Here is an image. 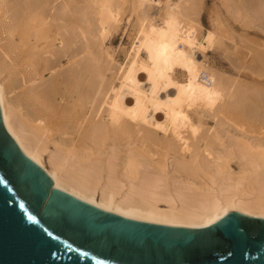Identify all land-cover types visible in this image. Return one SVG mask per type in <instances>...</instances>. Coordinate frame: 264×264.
<instances>
[{
    "label": "bare ground",
    "instance_id": "bare-ground-1",
    "mask_svg": "<svg viewBox=\"0 0 264 264\" xmlns=\"http://www.w3.org/2000/svg\"><path fill=\"white\" fill-rule=\"evenodd\" d=\"M200 1L134 0L139 35L122 65L103 47L117 3L0 0L2 120L54 187L169 225L264 217V88L210 66L206 47L224 45L228 26L216 16L200 34ZM219 3L264 34V0ZM227 44L231 65L254 63L247 45ZM253 56L264 75V44Z\"/></svg>",
    "mask_w": 264,
    "mask_h": 264
},
{
    "label": "water",
    "instance_id": "water-1",
    "mask_svg": "<svg viewBox=\"0 0 264 264\" xmlns=\"http://www.w3.org/2000/svg\"><path fill=\"white\" fill-rule=\"evenodd\" d=\"M0 264H264V217L187 227L101 209L54 187L0 111Z\"/></svg>",
    "mask_w": 264,
    "mask_h": 264
},
{
    "label": "rangeland",
    "instance_id": "rangeland-1",
    "mask_svg": "<svg viewBox=\"0 0 264 264\" xmlns=\"http://www.w3.org/2000/svg\"><path fill=\"white\" fill-rule=\"evenodd\" d=\"M118 1L119 0H104V1L99 0L100 4H98L97 6H98V8H101L103 10H104V7L108 8L110 10V6L107 7V5L111 4V7H112V2L117 3V4H115V7L111 8L112 9L111 11L114 12L113 14L116 13L115 16H116L117 22L114 25L115 27H113L111 29L110 34L105 38L104 43H103V47L110 54H112L114 58H116L115 57L116 54L120 55V57L122 59L125 58V61L123 60L121 64L127 65L129 62L128 61L129 58H128V53H126V52H131L133 42H135V40H137V35H139L137 33V31L139 30V27H140V24H139L140 19L139 20L137 19V17L139 15H137L138 11L136 12V10H137L136 5L134 3L132 4V2H134V0H121L119 2ZM101 2H104V3L102 4ZM105 3H106V5H104ZM101 4L103 5L102 7H101ZM116 5H119V6L122 5V8L119 6H116ZM115 8H118L117 11ZM109 10H107V11H109ZM136 15H137V17H136ZM193 16L195 18H197L196 15H193ZM216 16H219L225 22V24L228 26V31H226L224 33H229V36H227L223 33L224 37L222 36L223 37V40H221L222 43L224 45H226L227 43H228L227 45H229V43H232L233 46L239 44L238 45L239 47L245 44V45H247L245 47H248V46L251 47V49H252L251 51L249 50V48H245L243 46L240 48L246 50V51H244L241 49L243 51V54L245 52H247L246 53L247 55L244 54V58L246 56H248V58L246 57L245 60L248 61V59L250 58L249 55H251V58L255 64L253 63L254 64L253 65L252 62H249V61L246 62L245 61V63L243 65H245V64L247 66L249 65L250 68L245 67V66H239L238 67L235 65L236 64L235 59H234V62H233V59L229 60V61L227 60L228 56H230L229 59H231V57L234 58L232 56L233 53H228L229 55L225 53L226 51H229V49L227 47H224V45H222L221 47L216 48L217 46L215 47V46H213L214 44H212L211 46H208L209 48L206 47L207 59L210 63V66L213 67L214 69L220 71V72H223L227 75L238 78L245 85H248V86L253 85V86H256L260 89L264 88L263 87L264 86V75H260V74H262L261 72H263V71H261L262 65H261V62L258 61L260 59L258 57H256V58H258V60H256V58L253 56V54L255 56L257 55L259 48H262V46L264 44L263 43L264 42V34L262 32H259L260 30H258L257 28L255 30L254 29L255 27L253 28V26L252 27H242L240 25L239 19L236 20V19L232 18V16L226 11L225 7L220 5L219 0H201L200 1V14L198 15V18H199V20L203 26V28L201 30L198 29L199 31H201L200 34H205L206 30H209L211 28V22L210 21ZM194 26H196V25H194ZM229 29H230V31H229ZM198 30H197V32H198ZM232 31L235 32L234 33L235 35H233V36L238 37V35H239V37L244 38V40L243 39L240 40L242 45H240V43L237 42L238 39H236V38L234 40L232 39L233 40L232 42L230 41L231 39L229 40V38H232L230 36V34H231L230 32H232ZM253 35H254V37H252ZM221 41H220V43H221ZM245 41L248 42L249 44H246ZM235 42H237V43H235ZM205 44H207V43H205ZM179 47H181V43H179ZM255 47H257V48L259 47V48L257 49ZM226 48L228 50H226ZM253 48H254V50L257 49V52L255 51V52L251 53L253 51ZM115 52H116V54H115ZM121 54H122V56H121ZM253 57L256 60V62L253 59ZM230 61L232 63H235V64L231 65ZM240 62L243 63L242 58H241ZM238 64H239V62H238ZM233 65H235V67H233ZM251 67L254 69V71H256V72H254L255 74L253 73V70H251L252 69ZM257 68L258 69L261 68L260 69L261 72L257 71ZM258 77H262V78H258ZM256 83H260V84H256ZM161 206H163V203H161Z\"/></svg>",
    "mask_w": 264,
    "mask_h": 264
}]
</instances>
